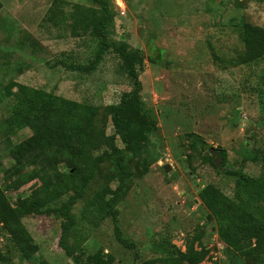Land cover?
<instances>
[{
    "label": "rangeland",
    "instance_id": "1",
    "mask_svg": "<svg viewBox=\"0 0 264 264\" xmlns=\"http://www.w3.org/2000/svg\"><path fill=\"white\" fill-rule=\"evenodd\" d=\"M0 1L5 5L0 12V186L16 204L40 182L34 179L13 190L4 178L18 160L17 145L32 133L9 123L21 104L12 83L94 106L88 129L107 136L114 134L108 108L133 83L111 48L95 60L99 35L73 36L69 19H63L73 3L98 8L97 2L65 0L52 6L53 0ZM21 2L28 6L25 11ZM50 7L57 25L49 19ZM109 8L114 18L108 39L127 42L143 56L137 66L142 88L126 114L125 136L114 137L119 151L105 144L96 151L102 161L72 208L77 223L67 241L78 258L59 246L62 219L49 211L22 218L36 245L30 258L21 255L0 223V248L6 255L0 264L42 259L48 264H139L190 246L206 250L201 264H248V256L226 253L198 192L212 185L232 197L238 175L263 174L264 55L246 52L243 24L264 28V0H109ZM68 64L90 67L80 71ZM133 142L137 151L130 147ZM209 147L219 152V164L213 154L205 155ZM71 156L57 164L58 171L71 168L76 161ZM165 164L172 169L165 171ZM121 175L119 227L135 248L117 241L105 202L95 197L105 186L115 189ZM67 197L48 206L56 208Z\"/></svg>",
    "mask_w": 264,
    "mask_h": 264
},
{
    "label": "trees",
    "instance_id": "2",
    "mask_svg": "<svg viewBox=\"0 0 264 264\" xmlns=\"http://www.w3.org/2000/svg\"><path fill=\"white\" fill-rule=\"evenodd\" d=\"M92 1L97 2L99 7L73 3L72 10L63 13V19H69L68 24L73 36H81L88 31L99 35L95 60L111 48L120 58V68L132 79L133 86L129 91L122 93L117 104L108 108L114 134L107 136L103 130L93 132L88 129L89 122L96 114L94 106L24 83H12L16 87L14 94L21 104L9 118V123L25 126L32 133L24 143L17 145L18 160L16 164L5 170L4 178L9 181L13 190L19 189L34 179L39 180L40 184L29 195L20 197L16 204H12L3 196L4 193L0 186V223L5 227L10 240L24 258H30L36 252V245L22 222V218L26 215L49 211L57 213L62 219L59 246L68 256L78 258L74 246L67 241L77 223L72 208L83 197L102 161V155L97 154L96 151L103 144L109 146L114 152L119 151L114 137L117 134L125 136L127 132L126 114L130 106L139 101L142 86L137 66L143 62V56L140 50L130 46L127 42L108 39V26L112 25L114 18V13L109 8V0ZM60 3L68 2L53 0L52 6ZM48 10L52 13L49 19L57 25L58 20L54 8L50 7ZM243 41L248 54L264 55V28L251 22H245ZM65 66L80 71H88L90 67L82 64ZM131 145L133 151L138 150L137 142ZM220 153L222 156L226 155L224 149ZM65 155L76 157V161L67 172H60L57 164L65 160ZM45 156L47 158L43 160ZM117 161L121 167L123 157L120 154L117 156ZM123 178L121 175L120 184L115 189L105 186L95 197L105 202L106 215L112 219L117 241L125 247L135 248V243L124 238L119 227L116 205L120 198ZM64 195L68 197L58 207L48 206ZM198 196L215 221L216 233L225 244L226 253L233 254L236 251L249 257L248 264H264V171L259 177L238 175L232 197L212 185L201 188ZM206 254L205 249H195L190 246L185 251L178 250L175 255L147 260L139 264H154L155 262L201 264ZM5 260L6 255L0 248V261ZM36 264L48 263L42 259Z\"/></svg>",
    "mask_w": 264,
    "mask_h": 264
},
{
    "label": "water",
    "instance_id": "3",
    "mask_svg": "<svg viewBox=\"0 0 264 264\" xmlns=\"http://www.w3.org/2000/svg\"><path fill=\"white\" fill-rule=\"evenodd\" d=\"M213 154V160L215 161L216 164H219V160L217 159L219 157V152L214 149L213 147H209V150L205 153V155ZM165 171L171 170V166L169 164H165L163 166Z\"/></svg>",
    "mask_w": 264,
    "mask_h": 264
},
{
    "label": "crops",
    "instance_id": "4",
    "mask_svg": "<svg viewBox=\"0 0 264 264\" xmlns=\"http://www.w3.org/2000/svg\"><path fill=\"white\" fill-rule=\"evenodd\" d=\"M2 3V2H1ZM13 3V2H12ZM21 9L23 10L24 9V11L26 10L25 8H27L28 6L27 5H24L22 2H21ZM14 6H15V4H14ZM5 8V5L2 3V8L0 9V12L3 10ZM27 24H25L24 26H26ZM27 27V26H26ZM28 28V27H27ZM29 29V28H28ZM21 83V82H20Z\"/></svg>",
    "mask_w": 264,
    "mask_h": 264
}]
</instances>
